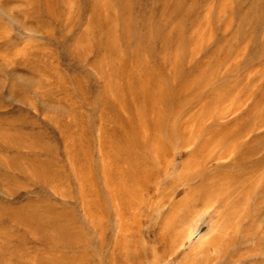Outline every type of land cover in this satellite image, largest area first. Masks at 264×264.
<instances>
[{"label": "rangeland", "instance_id": "1", "mask_svg": "<svg viewBox=\"0 0 264 264\" xmlns=\"http://www.w3.org/2000/svg\"><path fill=\"white\" fill-rule=\"evenodd\" d=\"M0 264H264V0H0Z\"/></svg>", "mask_w": 264, "mask_h": 264}, {"label": "bare ground", "instance_id": "2", "mask_svg": "<svg viewBox=\"0 0 264 264\" xmlns=\"http://www.w3.org/2000/svg\"><path fill=\"white\" fill-rule=\"evenodd\" d=\"M194 219V218H193ZM195 222L193 221V224H194ZM190 225H192L191 223H190ZM193 226V225H192ZM192 226L190 227V228H192ZM195 228V227H194ZM216 230V229H215ZM213 232V231H212ZM209 233H211V232H208V235H209ZM181 234H182V237H185V238H192L195 234H194V230L193 229H190V230H188V228H184L183 230H182V232H181ZM207 235V234H206ZM219 236H220V234H219ZM222 236V235H221ZM184 238V239H185ZM205 239V238H204ZM210 238H208L207 240H209ZM203 240V239H202ZM204 241H206V240H204ZM208 244H209V242H208ZM207 244V245H208ZM212 244V242L210 241V245ZM202 246H203V244H202ZM205 246V245H204ZM212 246V245H211ZM217 248V247H216ZM203 249V248H202ZM205 249H207V247L205 248ZM198 250H200V249H198Z\"/></svg>", "mask_w": 264, "mask_h": 264}]
</instances>
